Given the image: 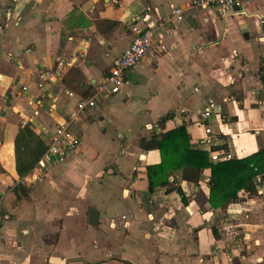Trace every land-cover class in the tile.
Returning a JSON list of instances; mask_svg holds the SVG:
<instances>
[{"label":"crops","instance_id":"1","mask_svg":"<svg viewBox=\"0 0 264 264\" xmlns=\"http://www.w3.org/2000/svg\"><path fill=\"white\" fill-rule=\"evenodd\" d=\"M189 1L0 0V264H264V181L225 208L208 201L209 168L169 171L179 192L148 190L146 166L160 161L140 144L149 124H184L204 149L209 126L211 147L232 159L264 149V0L226 16ZM177 6L183 19L154 37L124 91L72 123L80 143L64 164L44 160L57 125L133 39L135 17Z\"/></svg>","mask_w":264,"mask_h":264},{"label":"trees","instance_id":"2","mask_svg":"<svg viewBox=\"0 0 264 264\" xmlns=\"http://www.w3.org/2000/svg\"><path fill=\"white\" fill-rule=\"evenodd\" d=\"M78 72L72 70L63 76L66 86H71ZM174 118L173 112L160 117L156 124H162ZM223 118V117H222ZM224 119V118H223ZM146 149L156 148L160 154L157 164L147 165L148 190L165 187L167 192L180 191L176 181H170L168 172L181 170L184 179L190 178L192 171L210 169L208 181V201L213 207L225 208L242 196L257 195L256 177L264 174V149L247 156L212 162L207 149L199 148L192 140L184 124H179L160 133H152L140 140ZM226 145L212 146V151H225Z\"/></svg>","mask_w":264,"mask_h":264},{"label":"built area","instance_id":"3","mask_svg":"<svg viewBox=\"0 0 264 264\" xmlns=\"http://www.w3.org/2000/svg\"><path fill=\"white\" fill-rule=\"evenodd\" d=\"M239 0H190L187 7H205L218 10L221 15L226 16L236 12V5ZM185 8L182 6L174 7L168 14L153 18L150 11H144L135 17L134 22L130 25L134 37L123 52L115 59L112 67L96 83L95 91L91 96L81 98L73 110L67 114L65 120L57 125L51 139L48 143L47 150L43 157L50 164H64L65 158L78 147L80 137L72 130V123L86 111L87 108L95 106L99 98L109 94L123 92L128 85L127 72L131 67L136 65L146 54L152 44L154 37L180 22L184 17ZM214 104L209 103L203 111V118L209 120L213 115ZM150 132L158 131L154 125H147ZM216 140L215 132L209 127H204L203 143L207 148L209 159L212 162L222 161L229 158L226 151H212L211 145ZM40 161L41 166L45 164ZM263 176L256 177L258 187L263 183ZM5 215L2 212L0 202V224L4 221Z\"/></svg>","mask_w":264,"mask_h":264},{"label":"water","instance_id":"4","mask_svg":"<svg viewBox=\"0 0 264 264\" xmlns=\"http://www.w3.org/2000/svg\"><path fill=\"white\" fill-rule=\"evenodd\" d=\"M88 214H89V217H88L89 223L92 225H97L98 224V211H96L93 208H89Z\"/></svg>","mask_w":264,"mask_h":264}]
</instances>
